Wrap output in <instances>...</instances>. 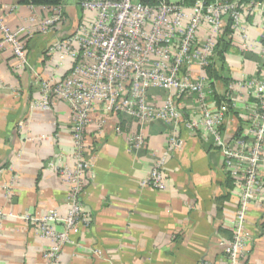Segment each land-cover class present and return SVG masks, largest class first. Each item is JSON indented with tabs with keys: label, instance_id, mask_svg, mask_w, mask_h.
Listing matches in <instances>:
<instances>
[{
	"label": "crops",
	"instance_id": "0c3cea01",
	"mask_svg": "<svg viewBox=\"0 0 264 264\" xmlns=\"http://www.w3.org/2000/svg\"><path fill=\"white\" fill-rule=\"evenodd\" d=\"M62 6L65 22L42 35L29 20L32 13L46 16L47 9L0 0L6 25L11 30L26 27L32 34L22 38L28 63L23 70H16L10 47L0 50V264H49L43 255L51 242L27 218L49 212L65 217L71 208L68 175L76 159L69 105L56 99L47 111L32 106L40 82L62 79L70 66L68 60L60 63L58 54L48 56L47 49L92 18L81 12L79 0H64ZM246 22L252 44L264 19L252 14ZM217 52L205 75L215 101L217 97L231 105L221 135L225 140L247 139L254 90L238 83L262 78V61L257 53L243 51L240 39L228 33ZM170 94L148 89L147 104L159 107ZM174 101L180 114L176 124L154 120L142 127L127 116L91 114L83 147L89 169L79 181L77 197L89 223L69 232L70 243L51 264H227L226 244L241 190L228 179L213 139L201 129L189 133L184 128L195 100ZM173 133L178 147L169 150ZM138 134L144 145L130 146L129 138ZM160 159L166 189L140 187ZM246 229L244 262L264 264V198L248 206Z\"/></svg>",
	"mask_w": 264,
	"mask_h": 264
},
{
	"label": "built area",
	"instance_id": "2783aa9c",
	"mask_svg": "<svg viewBox=\"0 0 264 264\" xmlns=\"http://www.w3.org/2000/svg\"><path fill=\"white\" fill-rule=\"evenodd\" d=\"M79 7L92 14L91 20L79 24L74 33L47 49L48 56L59 55L60 63L70 61L68 72L58 81H41L39 98L32 103L34 108L44 111L49 110L56 99L69 105L76 159V168L68 175L72 188L67 216L49 212L42 217H26L38 234L51 242L43 255L45 261L49 264L58 261L62 247L70 243L69 232L89 223L77 197L79 181L89 169L83 147L91 114L127 116L142 127L154 120L176 124L180 114L174 97H185L195 100L196 105L190 111L192 117L184 122V128L189 133L201 129L213 139L222 154L224 171L241 190L231 223L232 237L226 244L227 264H248L243 260L249 239L246 212L255 199L264 198V28H258L256 41L249 44L246 18L256 14L264 19V0L246 4L239 0H216L210 4L198 0L189 8L177 2L147 6L139 0H79ZM41 9H47L48 14L39 17L32 13L29 20V25L38 33L46 35L65 22L62 5ZM228 24L231 35L240 39L243 51L257 53L262 61V78L238 83L254 90V108L245 134L249 141L248 138L225 140L222 137L221 127L231 105L215 102L205 75V69L216 59L218 42L224 37ZM0 34V50L10 47L16 70H23L28 63L22 38L31 37V31L26 27L11 30L0 10ZM151 88L171 94L163 105L153 107L146 101V91ZM129 144L142 147L143 135L130 137ZM176 147L173 133L168 149ZM140 187L166 189L163 159L140 181ZM55 225L62 230L56 231Z\"/></svg>",
	"mask_w": 264,
	"mask_h": 264
},
{
	"label": "trees",
	"instance_id": "16d2710c",
	"mask_svg": "<svg viewBox=\"0 0 264 264\" xmlns=\"http://www.w3.org/2000/svg\"><path fill=\"white\" fill-rule=\"evenodd\" d=\"M141 4L143 5H147V6H156L158 5L160 2H171V0H139ZM198 1V0H177L176 2L179 4H182L183 6H185L186 8H189L191 6L194 5V3ZM204 1L205 4H210L215 2L216 0H202ZM222 2H232L235 0H221ZM261 0H239V2L241 4H246V3H250V2H260ZM64 2V0H21V4L22 5H26V6H31V7H55V6H59L62 5ZM231 34V29H230V25L228 24L227 27L224 29V34ZM223 42V38L219 40L218 42V46H217V51L219 49V47L221 46V43ZM218 55L220 54V52H217ZM211 67H208L205 69V72L207 74H209ZM215 100V99H214ZM216 101H217V97H216ZM215 101V102H216ZM222 101H217V104L221 103ZM226 103V102H224ZM229 106V103H226ZM228 179L230 181H235L234 179L228 177ZM236 182V181H235Z\"/></svg>",
	"mask_w": 264,
	"mask_h": 264
},
{
	"label": "rangeland",
	"instance_id": "374dc122",
	"mask_svg": "<svg viewBox=\"0 0 264 264\" xmlns=\"http://www.w3.org/2000/svg\"><path fill=\"white\" fill-rule=\"evenodd\" d=\"M177 0H171V2H176ZM65 2H66V0H65ZM81 12H83L82 10H81Z\"/></svg>",
	"mask_w": 264,
	"mask_h": 264
}]
</instances>
